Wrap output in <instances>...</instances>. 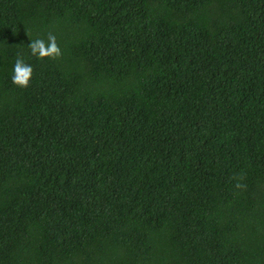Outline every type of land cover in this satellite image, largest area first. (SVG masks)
<instances>
[{
	"label": "trees",
	"instance_id": "trees-1",
	"mask_svg": "<svg viewBox=\"0 0 264 264\" xmlns=\"http://www.w3.org/2000/svg\"><path fill=\"white\" fill-rule=\"evenodd\" d=\"M0 264H264V0H0Z\"/></svg>",
	"mask_w": 264,
	"mask_h": 264
},
{
	"label": "clouds",
	"instance_id": "clouds-1",
	"mask_svg": "<svg viewBox=\"0 0 264 264\" xmlns=\"http://www.w3.org/2000/svg\"><path fill=\"white\" fill-rule=\"evenodd\" d=\"M28 48L31 54L38 58L56 59L62 55L56 36L52 33L48 34L46 41L44 39L30 41ZM32 74V66L25 62L22 55H18L13 66L12 82L19 87H28ZM236 187L241 188L243 185L238 183Z\"/></svg>",
	"mask_w": 264,
	"mask_h": 264
}]
</instances>
